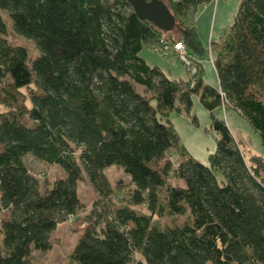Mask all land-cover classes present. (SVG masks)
I'll return each mask as SVG.
<instances>
[{
  "label": "trees",
  "instance_id": "16d2710c",
  "mask_svg": "<svg viewBox=\"0 0 264 264\" xmlns=\"http://www.w3.org/2000/svg\"><path fill=\"white\" fill-rule=\"evenodd\" d=\"M163 1L176 19L170 33L126 0H0V264H33L79 213L84 228L69 264H264V161L249 165L214 114L237 112L264 147V0H242L210 46L218 89L203 81L204 49L190 22L214 0ZM5 13L38 56L7 42ZM164 43L188 50L190 79L171 80L140 57ZM194 97L215 133L207 166L170 120L183 114L198 125ZM26 156L64 176L41 182ZM112 166L127 181L112 184L103 173ZM84 181L96 194L87 212L78 195ZM163 217L184 221L162 228L155 218Z\"/></svg>",
  "mask_w": 264,
  "mask_h": 264
},
{
  "label": "rangeland",
  "instance_id": "374dc122",
  "mask_svg": "<svg viewBox=\"0 0 264 264\" xmlns=\"http://www.w3.org/2000/svg\"><path fill=\"white\" fill-rule=\"evenodd\" d=\"M3 20L6 26L9 28L5 36L7 42L13 45H19L27 48L32 59L38 56V51L32 41L22 38L15 34L12 30H10L12 24L7 13L3 15ZM203 49L204 52L202 55V59H204L203 61H207L210 57H212V52L210 48L206 49L205 47H203ZM140 57L144 59L146 58L149 65L159 66L164 72H168L169 68L176 66L183 71V76L185 78H187L188 75H190L191 78V76L193 75L192 72L186 71L179 58L175 59L174 62H171L169 57L163 55L160 51H157L156 48L154 50L143 48L140 52ZM136 89L138 92H142V88L140 86H137ZM21 101L22 98L20 97V103ZM25 103L27 106H29L27 100H25ZM200 109V111H198L196 109L194 110L193 108L191 112V116L194 115L197 118L196 123H198V125H193L190 118L188 117L189 123L192 124L196 129H199L198 131L200 133V136L198 139L195 137H193V139L192 136L183 127H181V125L177 121L175 122L177 124V127L180 128L179 130L183 139V141H181L182 145L186 148V150H188L191 156L195 157V159L200 164H202L203 161L206 160L207 152L213 151L215 147V133L212 130H205V128L208 127V125H205V122L209 118V113L201 106ZM3 110L5 109H3V107L0 105V112H2ZM218 111L222 114L224 118L223 120L225 121L227 127L238 143L246 162L251 165L253 158H259L261 159V161H264V147L262 145L261 139L259 135L253 132L249 124L241 116H239L237 112L228 109V107L219 108L217 112ZM226 114L228 115V119L226 118ZM185 117L187 116L185 115ZM24 122L27 125L31 124L27 120H24ZM171 157L170 155L168 156V158L172 161ZM24 162L26 163L28 169L34 175L40 177L39 180L41 182L44 180L52 182L56 178L64 176L63 172L58 167L41 163L33 159L31 156H26L24 158ZM103 173L107 176L112 184H115L119 180L127 181V177L125 176L123 171L116 168L115 166L104 169ZM262 175L264 176V172L262 173ZM218 179L219 181H221L220 176H218ZM173 183H175V181H173ZM178 183L182 185L181 181H178ZM78 195L81 203H83L85 212H87L93 200L96 198V194L94 193L90 184L87 183V181L79 183ZM135 209L138 213H145V210L142 207H136ZM82 216L83 213H79L76 216L74 222H68L65 225L57 228V230L52 235V239L58 241L59 244H54L53 248L45 254L34 255L32 258L33 264H69L67 257L72 250V247L74 246L76 240L79 238L77 230L81 227V225L83 226ZM155 221L159 224L160 227L165 228L181 225L184 219L176 217H163L155 218Z\"/></svg>",
  "mask_w": 264,
  "mask_h": 264
},
{
  "label": "crops",
  "instance_id": "0c3cea01",
  "mask_svg": "<svg viewBox=\"0 0 264 264\" xmlns=\"http://www.w3.org/2000/svg\"><path fill=\"white\" fill-rule=\"evenodd\" d=\"M241 1L242 0H216V1L204 4L200 7H198L195 14L190 16V22L193 23V25L197 29L198 38L200 40L202 47H205L206 49H208V48H210V46L212 44H219L220 43L224 31L228 27H230V25L232 24L234 17L238 11V8L241 4ZM186 53H188L187 49H186ZM169 58H170L171 62H174V60L178 58V55L172 51ZM211 58L213 61V59H214L213 53H212ZM142 59L146 63L148 62V60L146 58H145L146 60L144 58H142ZM212 63L213 62H210L209 59L207 61H201L200 67L203 71V81H204V83L211 86L212 88L218 89L219 88V82H218V78H217V75H216V72H215V69H214V66ZM149 66H157V65H149ZM157 67H159V66H157ZM186 71H187V69H186ZM163 73L166 75L167 78H169L171 80H178V79L188 80V79H190V75H188L187 78H185L183 76V71L176 66L169 68L168 72L163 71ZM193 108H194V110L195 109L198 111L201 110L197 97L193 98ZM217 110H219V109H217ZM217 110L214 111V114L217 117L224 119L222 114L219 113V111L217 112ZM226 118L228 119L227 114H226ZM170 120H171L176 132L178 133L181 141H183V139H182V136H181V133L179 130L180 128L177 127V124L175 121H177L181 125V127H183L192 136V138L193 137H195L197 139L199 138V136H200L199 135L200 133L198 131L199 129H196L192 124H190L188 121V117H185V115H183V114H172L170 116ZM209 122H210V119L208 118V120L205 122V125H208ZM212 152L213 151L207 152L206 160L203 161V163H202L203 165H205V166L208 165L207 157ZM193 158L195 159V157H193ZM65 224L66 223H64L62 225H65ZM62 225H59L58 228L61 227ZM83 228H84V226L81 225V227L77 230L78 236L80 235Z\"/></svg>",
  "mask_w": 264,
  "mask_h": 264
},
{
  "label": "water",
  "instance_id": "95a60500",
  "mask_svg": "<svg viewBox=\"0 0 264 264\" xmlns=\"http://www.w3.org/2000/svg\"><path fill=\"white\" fill-rule=\"evenodd\" d=\"M135 14L158 30L170 33L176 27V19L163 0H126Z\"/></svg>",
  "mask_w": 264,
  "mask_h": 264
},
{
  "label": "built area",
  "instance_id": "2783aa9c",
  "mask_svg": "<svg viewBox=\"0 0 264 264\" xmlns=\"http://www.w3.org/2000/svg\"><path fill=\"white\" fill-rule=\"evenodd\" d=\"M156 50L160 51L163 55L167 57H170L172 51L175 52L178 55V58L183 63L184 67L187 69V71L192 72V74L195 73V68L188 59L186 49L182 43H175V44L164 43L162 47L156 48ZM209 61L213 62L211 57L209 58ZM70 220H73V217H71Z\"/></svg>",
  "mask_w": 264,
  "mask_h": 264
}]
</instances>
